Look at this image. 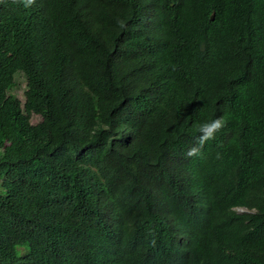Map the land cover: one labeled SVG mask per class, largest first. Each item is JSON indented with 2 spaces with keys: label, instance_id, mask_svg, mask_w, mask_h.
<instances>
[{
  "label": "trees",
  "instance_id": "1",
  "mask_svg": "<svg viewBox=\"0 0 264 264\" xmlns=\"http://www.w3.org/2000/svg\"><path fill=\"white\" fill-rule=\"evenodd\" d=\"M0 264H264V0L0 4Z\"/></svg>",
  "mask_w": 264,
  "mask_h": 264
},
{
  "label": "clouds",
  "instance_id": "2",
  "mask_svg": "<svg viewBox=\"0 0 264 264\" xmlns=\"http://www.w3.org/2000/svg\"><path fill=\"white\" fill-rule=\"evenodd\" d=\"M12 3H22L24 8H30L35 5L36 0H12ZM0 4L6 5L7 0H0ZM120 26L123 27V22H120ZM225 127V121L221 117H217L214 120L204 122L196 126V131L198 135L196 136L195 144L191 148L188 149L186 155L188 157H194L201 154V150L204 145L210 141L215 139L216 133L221 131ZM244 208H239L236 210H241ZM246 210V209H245ZM248 212V210H246ZM243 213V212H241Z\"/></svg>",
  "mask_w": 264,
  "mask_h": 264
},
{
  "label": "rangeland",
  "instance_id": "3",
  "mask_svg": "<svg viewBox=\"0 0 264 264\" xmlns=\"http://www.w3.org/2000/svg\"><path fill=\"white\" fill-rule=\"evenodd\" d=\"M24 89H25V82L24 80H20L18 83V86L15 88V90L13 91V94L21 101L24 100ZM41 120V118L39 116L34 115L32 118V123H38ZM237 212L241 213L242 210H237ZM247 212V211H244ZM22 250H24V248H17L16 252L18 255H21Z\"/></svg>",
  "mask_w": 264,
  "mask_h": 264
},
{
  "label": "water",
  "instance_id": "4",
  "mask_svg": "<svg viewBox=\"0 0 264 264\" xmlns=\"http://www.w3.org/2000/svg\"><path fill=\"white\" fill-rule=\"evenodd\" d=\"M241 210H242V212L246 211L245 209H241Z\"/></svg>",
  "mask_w": 264,
  "mask_h": 264
}]
</instances>
